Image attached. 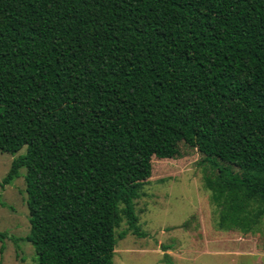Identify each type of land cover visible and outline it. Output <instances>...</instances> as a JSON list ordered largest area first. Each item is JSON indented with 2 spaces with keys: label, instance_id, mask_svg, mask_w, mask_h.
I'll return each instance as SVG.
<instances>
[{
  "label": "trees",
  "instance_id": "16d2710c",
  "mask_svg": "<svg viewBox=\"0 0 264 264\" xmlns=\"http://www.w3.org/2000/svg\"><path fill=\"white\" fill-rule=\"evenodd\" d=\"M181 144L264 215V0H0V151L25 149L1 183L25 168L35 264H113Z\"/></svg>",
  "mask_w": 264,
  "mask_h": 264
},
{
  "label": "rangeland",
  "instance_id": "374dc122",
  "mask_svg": "<svg viewBox=\"0 0 264 264\" xmlns=\"http://www.w3.org/2000/svg\"><path fill=\"white\" fill-rule=\"evenodd\" d=\"M16 155L0 151V231L7 235L0 264H35L24 239L30 230L25 168L1 183ZM200 159L183 144L176 158L152 157L151 176L135 200L144 235L129 231L117 239L113 264H164L165 253L172 264H264V215L255 218L262 203L250 193L233 194L227 176ZM126 228L122 222L116 234Z\"/></svg>",
  "mask_w": 264,
  "mask_h": 264
}]
</instances>
